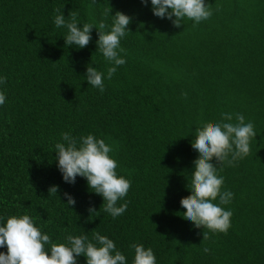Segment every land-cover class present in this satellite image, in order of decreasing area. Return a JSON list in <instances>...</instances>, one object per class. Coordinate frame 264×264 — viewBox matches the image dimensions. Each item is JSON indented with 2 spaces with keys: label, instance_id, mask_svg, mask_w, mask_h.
Segmentation results:
<instances>
[{
  "label": "trees",
  "instance_id": "1",
  "mask_svg": "<svg viewBox=\"0 0 264 264\" xmlns=\"http://www.w3.org/2000/svg\"><path fill=\"white\" fill-rule=\"evenodd\" d=\"M206 3L208 20L176 28L141 0H0V216L28 214L54 243L98 232L128 264L132 244L151 247L157 264H264V0ZM109 9L131 19L121 40L126 63L101 93L84 80L87 66H109L96 51V29L77 49L53 18L59 10L68 20L77 13L81 25L110 24ZM222 113L232 122L243 114L257 135L247 156L218 165L232 217L227 233L213 234L184 220L180 201L191 195L195 130ZM63 132L112 144L117 174L131 181L118 201L127 202L123 215L105 213L84 178L62 180L53 151Z\"/></svg>",
  "mask_w": 264,
  "mask_h": 264
},
{
  "label": "clouds",
  "instance_id": "2",
  "mask_svg": "<svg viewBox=\"0 0 264 264\" xmlns=\"http://www.w3.org/2000/svg\"><path fill=\"white\" fill-rule=\"evenodd\" d=\"M149 6L154 16L168 19L176 28L181 27L187 19L193 26L208 20L213 10L206 0H141ZM105 14L111 23L101 19L98 23H78L77 13L71 20L66 19L61 11L53 18L56 28H66L64 43L82 49L92 39L91 31L96 29L98 39L96 51L109 65L106 73L95 67L87 66L84 75L88 85L104 91V80H110L126 59L121 53V40L129 33L130 17L121 12ZM5 76L0 74V88L5 83ZM7 102L4 91L0 90V106ZM222 113L216 123L205 124L195 130L191 147L198 158L193 163V171L187 188L191 195L180 201L182 218L191 222L196 229H207L209 232L227 233L231 227V209L222 207L230 204L233 193L221 191L224 177L218 174V165L225 162L229 165L243 159L251 150V141L257 135L254 124L245 122L243 114ZM114 149L93 134L81 135L78 139L70 132L61 133L60 141L54 145L56 167L65 183L74 184L77 177L86 181L89 191L103 199V211L113 219L123 215L127 202L118 205L131 187V181L117 174V161L110 155ZM215 161V163L213 162ZM58 187L53 185L49 193L56 195ZM68 205H74V198L64 193ZM95 212V211H93ZM208 232L203 231V239ZM133 257L131 264H157L151 247L143 244H132ZM0 264H77L83 256L85 264H128L126 256L116 248L115 242L105 235L94 232L90 240L86 234L79 236L66 235L65 242L54 243L50 236L35 226V221L28 214L0 216ZM208 251L207 248L204 249Z\"/></svg>",
  "mask_w": 264,
  "mask_h": 264
}]
</instances>
